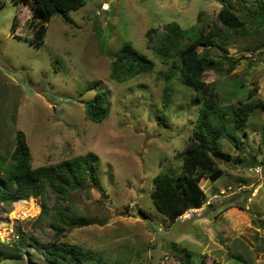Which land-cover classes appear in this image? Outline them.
<instances>
[{
	"label": "rangeland",
	"instance_id": "1",
	"mask_svg": "<svg viewBox=\"0 0 264 264\" xmlns=\"http://www.w3.org/2000/svg\"><path fill=\"white\" fill-rule=\"evenodd\" d=\"M226 1L244 19L249 18L245 7L255 2ZM221 7L220 0H86L83 8L69 14L71 23L55 16L45 24L44 41L38 45L34 36L42 24L32 18L30 6L0 0L2 161L10 162L15 135L22 131L33 168L90 156L96 167L90 172L100 179L95 184L87 175L80 188L64 196L48 190V214L41 215L40 198L26 201L28 206L2 205L0 250L7 251L5 246L23 232L27 241L36 240L28 247L34 264H46L38 250L57 242L91 251L94 260L102 258L105 264H185L187 253L190 264H264V29L247 35L226 30L233 38L226 49H198L218 62L224 55L240 59L231 73L204 76L218 93L222 112L240 101L257 105L244 117L242 130L234 129L228 114L231 133L219 147L233 160L216 159L224 174L216 182H201L206 203L171 222L151 196L158 174L181 172L182 153L201 107L192 104L193 92L181 81L178 58H160L149 47L156 36L150 42L147 32L155 28L164 33V25L177 22L185 30L204 25L208 33L222 27ZM125 43L156 67L119 83L112 80L111 68ZM221 66L229 68L225 62ZM172 73V102L164 108L163 90ZM102 92L108 94L109 114L93 122L87 119L86 105ZM33 206L38 210L30 213ZM231 208L236 217L225 216ZM58 212L91 224L69 227L56 236L51 224ZM13 255L9 252L0 264H28L29 253L17 260Z\"/></svg>",
	"mask_w": 264,
	"mask_h": 264
},
{
	"label": "trees",
	"instance_id": "2",
	"mask_svg": "<svg viewBox=\"0 0 264 264\" xmlns=\"http://www.w3.org/2000/svg\"><path fill=\"white\" fill-rule=\"evenodd\" d=\"M20 4L30 6L32 18L41 22V26L36 31L34 39L37 44H41L46 33V26L55 16H63L67 23H71L69 14L78 11L86 5V0H17ZM222 7L218 18L222 27L214 28L206 33L204 25L198 27L193 25L189 30L177 23L172 22L164 25L165 32L158 33L155 28L147 32V36L152 41V36H156L153 47L155 53L162 59L178 58L180 61V78L185 87L193 92L192 104L200 106L198 123L193 133L190 134L186 147L183 150V165L180 173L173 171L158 174L154 178L155 190L152 198L156 208L171 222H176L178 218L185 215L190 210L200 209L206 203L205 190L201 186L203 180L216 182L224 174L217 165L216 159L224 162L233 160V156L220 149L221 139L227 137L231 131L228 125L230 120L234 122L235 130H242L245 127V116L254 112L255 103L240 101L238 106L230 105V112H222L219 105V96L211 84L206 83L204 76L207 72L231 73L240 59H231L227 55L217 58L205 53H199V47L218 46L226 49L232 42V35L226 30L234 33L247 35L250 33H260L264 29V0H255L245 9L249 13V18L244 19L232 3L220 0ZM242 6V2L239 3ZM244 8V7H243ZM44 24V25H43ZM198 31V34L197 32ZM229 64L227 70H223V65ZM175 64V62H174ZM156 67V63L145 54L139 52L130 43H125L124 47L116 53L115 60L111 68L112 80L124 83L129 79L150 73ZM173 73L166 77V86L163 90L162 105L168 108L172 102ZM93 87V86H91ZM256 92V87L249 91V97ZM107 93L102 92L95 95L94 99L86 105L87 119L93 122L104 121L109 114L106 106ZM16 146L11 154L10 162H4L0 157V176L9 186L5 188L0 180V208L2 205L11 208L14 204L26 205L31 198H40L41 215L48 214L49 208L45 201L48 190L67 195L70 191H76L86 181V176L90 177L95 184L100 179L90 171L95 170L94 158L90 156L77 157L64 161L57 166H42L33 168L32 155L27 144L26 135L18 131L15 135ZM236 140V138H235ZM236 162L241 163L240 159ZM21 201V202H20ZM36 207L29 208L30 213L37 212ZM54 210L58 211L59 207ZM68 209H66L67 211ZM56 214L57 220L52 222V227L59 236L69 227L75 225L88 226L91 222L70 216L63 212ZM1 214V212H0ZM40 215V216H41ZM144 215V214H143ZM1 222V218H0ZM26 234L20 232V238L12 242L7 251L0 250V262L8 259L9 252L12 251L14 259L18 256H25L29 253L27 263L34 264L35 257L30 255L29 246L33 245L34 238L27 241ZM50 248L37 247L44 257L46 264H75V261H87L88 264H105L102 258L94 260L91 251H85L77 245H61L53 243ZM175 245V244H174ZM15 248V249H14ZM11 250V251H10ZM69 261V262H68ZM185 264H190L191 257L188 253L183 257ZM21 263V262H17Z\"/></svg>",
	"mask_w": 264,
	"mask_h": 264
},
{
	"label": "crops",
	"instance_id": "3",
	"mask_svg": "<svg viewBox=\"0 0 264 264\" xmlns=\"http://www.w3.org/2000/svg\"><path fill=\"white\" fill-rule=\"evenodd\" d=\"M236 208V207H235ZM235 209H233V208H231V209H229V210H227L226 212H225V216L227 217V216H232V215H235L234 213H236V211H234ZM235 217H236V215H235ZM235 221V220H234ZM237 221H235V223H236Z\"/></svg>",
	"mask_w": 264,
	"mask_h": 264
},
{
	"label": "bare ground",
	"instance_id": "4",
	"mask_svg": "<svg viewBox=\"0 0 264 264\" xmlns=\"http://www.w3.org/2000/svg\"><path fill=\"white\" fill-rule=\"evenodd\" d=\"M3 226V225H2ZM6 231V230H5ZM4 235V234H3Z\"/></svg>",
	"mask_w": 264,
	"mask_h": 264
}]
</instances>
